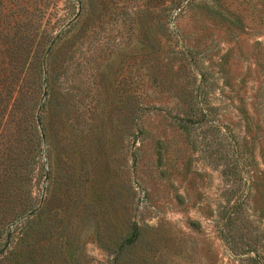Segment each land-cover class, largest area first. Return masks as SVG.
I'll list each match as a JSON object with an SVG mask.
<instances>
[{
    "label": "rangeland",
    "instance_id": "374dc122",
    "mask_svg": "<svg viewBox=\"0 0 264 264\" xmlns=\"http://www.w3.org/2000/svg\"><path fill=\"white\" fill-rule=\"evenodd\" d=\"M77 1L0 0V264H264V0Z\"/></svg>",
    "mask_w": 264,
    "mask_h": 264
},
{
    "label": "trees",
    "instance_id": "16d2710c",
    "mask_svg": "<svg viewBox=\"0 0 264 264\" xmlns=\"http://www.w3.org/2000/svg\"><path fill=\"white\" fill-rule=\"evenodd\" d=\"M77 3H79V13H80V11H81V6H80V4H81V1H77ZM78 16V15H77ZM60 34L61 33H59L56 37H55V39L53 40V41H56L58 38H59V36H60ZM53 43V42H52ZM55 43V42H54ZM53 46V45H52ZM52 46H51V48H52ZM48 53V52H47ZM41 63H40V67H39V70H40V73H41V77L42 76H44V74L46 73V59H45V57H44V59L43 58H41ZM47 83H48V81H47ZM37 123H38V126L40 127L39 129L42 131V123H41V119H40V117H39V113H38V115H37ZM42 135H43V133H42ZM27 160H25V162H26ZM24 165V163L21 165V167ZM47 174V173H46ZM48 175V174H47ZM47 175H46V178H48L47 177ZM22 190V189H21ZM23 192V191H22ZM30 202H31V200H29V202H27L26 200H24L21 204H22V213H21V215L16 219V220H18L19 218H23V217H25L26 216V213H31V212H33V211H31V209L29 208L28 210L26 209V210H24L25 208H28L27 206H30L31 204H30ZM31 211V212H30ZM12 223H14V222H16V221H14V219L11 221ZM7 232V234H8V239H7V242L5 243V246L0 250V254H3V253H5L6 251H7V248H8V245H9V243H10V232H9V230L8 231H6ZM133 237H130L128 240L130 241V242H133L134 240H136L137 238H138V236H139V233L138 232H136V233H134L133 235H132Z\"/></svg>",
    "mask_w": 264,
    "mask_h": 264
},
{
    "label": "water",
    "instance_id": "95a60500",
    "mask_svg": "<svg viewBox=\"0 0 264 264\" xmlns=\"http://www.w3.org/2000/svg\"><path fill=\"white\" fill-rule=\"evenodd\" d=\"M54 42H55V41H53V43L51 44V46L54 44ZM51 46H50V48H51ZM50 48H49V50H50ZM49 50H48V51H49ZM46 94H47V90H45V92H44V96H46Z\"/></svg>",
    "mask_w": 264,
    "mask_h": 264
}]
</instances>
